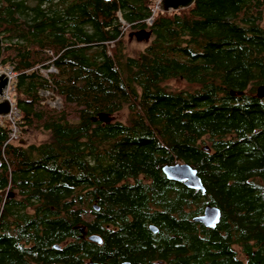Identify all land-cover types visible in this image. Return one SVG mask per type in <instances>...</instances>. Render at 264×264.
<instances>
[{
    "label": "trees",
    "instance_id": "16d2710c",
    "mask_svg": "<svg viewBox=\"0 0 264 264\" xmlns=\"http://www.w3.org/2000/svg\"><path fill=\"white\" fill-rule=\"evenodd\" d=\"M263 12L264 0L170 11L159 0H0L19 129L6 143L0 118V264H119L136 242L122 234L147 221L178 236L181 264H264ZM126 29L150 31L145 47L129 54ZM123 110L125 121H92ZM29 131L45 138L21 143ZM179 162L204 193L166 180L162 167ZM207 204L220 210L214 229L192 221Z\"/></svg>",
    "mask_w": 264,
    "mask_h": 264
},
{
    "label": "water",
    "instance_id": "95a60500",
    "mask_svg": "<svg viewBox=\"0 0 264 264\" xmlns=\"http://www.w3.org/2000/svg\"><path fill=\"white\" fill-rule=\"evenodd\" d=\"M109 1V0H104ZM194 0H160L159 7L162 11L177 10L179 8L189 7ZM151 35L150 31L141 29L136 31L135 36L137 39H148ZM2 45V39L0 38V46ZM9 84V76L7 72H0V98L4 97V92L6 91ZM255 97L258 99L264 98V84H260L256 87ZM60 106V104H59ZM10 110V100L4 98L0 100V115H5ZM99 120L103 123L109 122V117L105 113H98L96 116L92 117V121ZM207 149V147H205ZM162 172L166 178L170 181L182 182L188 189L198 190L204 193L205 189L202 182L194 168H192L188 163L179 162L171 165H165L162 167ZM95 211L98 210L96 205H93ZM220 219V210L210 204L204 207L203 213L192 219L194 222H198L207 228H215L216 224ZM153 229V228H152ZM89 241L100 243L101 239L98 235L92 234L87 237ZM87 264H100L95 262H88Z\"/></svg>",
    "mask_w": 264,
    "mask_h": 264
},
{
    "label": "flooded vegetation",
    "instance_id": "af4514ba",
    "mask_svg": "<svg viewBox=\"0 0 264 264\" xmlns=\"http://www.w3.org/2000/svg\"><path fill=\"white\" fill-rule=\"evenodd\" d=\"M164 177L166 178L165 175ZM140 178L144 182L150 181V179L146 178L144 175H141ZM128 180L131 181L132 179L128 178ZM166 180L170 181L167 178ZM171 182H176V181H171ZM176 183L183 184L182 182H176ZM149 206L151 208H159L158 205H154L152 203H149ZM195 223H198V222H195ZM104 226L106 230H110V229L113 231H115L116 229L118 230V226L116 227V225L110 222L105 223ZM211 229H214V228H211ZM125 234L126 233L122 235L124 237L133 238V241H136V242H133L132 244H129V243L124 244L126 248L124 249V252L122 253L124 258H121L119 264H181L182 258L186 256L185 253L179 252L178 244L172 243V238H178L177 235L171 234V233H166V234L162 233L158 229V227L150 221H147L145 223V229H143V231L140 232L139 234H136V235H127V234L125 235ZM86 236L88 237L89 235L86 234L85 237ZM99 237L101 239V242L96 243L97 245H101L104 241L103 236H99ZM232 252L234 254V258L236 259L242 260L245 257V254L240 252V248L235 242L232 244ZM88 262L90 261H87L86 264ZM100 264H105V263H100Z\"/></svg>",
    "mask_w": 264,
    "mask_h": 264
},
{
    "label": "rangeland",
    "instance_id": "374dc122",
    "mask_svg": "<svg viewBox=\"0 0 264 264\" xmlns=\"http://www.w3.org/2000/svg\"><path fill=\"white\" fill-rule=\"evenodd\" d=\"M261 25L264 27V12H263V20L261 22ZM136 31H138V29H131V30H127L126 29V31H125L124 39H125V42H126V45H127V50H128L129 54H131L132 50L144 48L145 45L147 44V42L149 41V38L145 39L144 37H142V39H137V37L135 36ZM8 71H10V68H6V69L0 68V72H7L8 73ZM12 81H13V75H12V78L10 80V88H9L8 95L12 91L11 90ZM186 86L187 85L182 80L181 81L171 80V81L167 82V87L171 88V89L179 90V89L186 88ZM42 94L47 98L46 102H48L50 106H52V107H60L59 106V104H60L59 102L60 101H59L58 98L55 97L54 99H51L50 98L51 94L48 91L42 92ZM8 97L11 99V96H8ZM12 102H13V100H12ZM108 117H109V121H114V120L125 121V119H126V111L123 110L120 113H115V114H112V115H108ZM5 118H7V117H5ZM68 120L70 122H77V118H75L72 115L68 116ZM44 138H45V134H43V133H40V132H37V131H29L25 135H21L20 142L23 143V144L28 145V144H31V143H39ZM89 216H90V218L93 217L90 214H89Z\"/></svg>",
    "mask_w": 264,
    "mask_h": 264
},
{
    "label": "built area",
    "instance_id": "2783aa9c",
    "mask_svg": "<svg viewBox=\"0 0 264 264\" xmlns=\"http://www.w3.org/2000/svg\"><path fill=\"white\" fill-rule=\"evenodd\" d=\"M160 1V0H159ZM125 29V28H124ZM123 29V30H124ZM51 70H53L52 68H51ZM12 75H13V77H14V73L12 74V71H11V69H10V71H8V76H9V79L11 80V78H12ZM11 90H12V88H11ZM10 90V91H11ZM8 92H9V89H7L6 91H5V94L7 95V96H9L8 95ZM13 103V102H12ZM13 106H14V111H13V113L10 115V116H8V119H9V121L11 122V125H12V129H11V132L9 133V138H8V140L6 141V143H8V142H15V141H17L18 140V138H19V129H18V127L16 126V119H18V117L16 116V114H17V108L15 107V104L13 103Z\"/></svg>",
    "mask_w": 264,
    "mask_h": 264
},
{
    "label": "bare ground",
    "instance_id": "6f19581e",
    "mask_svg": "<svg viewBox=\"0 0 264 264\" xmlns=\"http://www.w3.org/2000/svg\"><path fill=\"white\" fill-rule=\"evenodd\" d=\"M147 22H148V23H151L152 20H151V19H148ZM9 88H10V79H9V84H8L7 89H9ZM7 89H6V90H7ZM4 98H8V99L10 100V110H9V112H8L7 114H5V115H0V118H5V117H7V119H8V116H10V115L13 113V111H14V106H13L12 100H11V99L5 94V92H4V97H3V98H0V100H3ZM17 112H18V110H17ZM17 117H18V116H17Z\"/></svg>",
    "mask_w": 264,
    "mask_h": 264
}]
</instances>
